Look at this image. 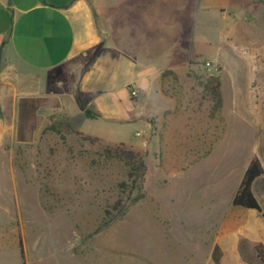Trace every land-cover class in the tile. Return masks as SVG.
Here are the masks:
<instances>
[{
    "label": "rangeland",
    "instance_id": "374dc122",
    "mask_svg": "<svg viewBox=\"0 0 264 264\" xmlns=\"http://www.w3.org/2000/svg\"><path fill=\"white\" fill-rule=\"evenodd\" d=\"M111 2L100 1L106 32L112 28L123 35L129 29L130 35L146 38L145 49L152 54L173 48L170 66L179 75L164 71L160 78L169 100L157 101L152 94L154 107L163 113L154 114L148 132L138 121H91L95 132L116 142L87 139L77 129L80 117L60 113L54 100L39 108L25 143L15 139L14 118L0 144V264H96L98 252L146 262L157 260L159 250L180 264H207L209 247L223 229L246 235L238 242L241 256L246 264H257L249 238L260 229L259 214L231 204L256 156L263 175L252 191L264 209V75L256 71L253 47L235 37L227 41L226 24L199 10L192 14L172 3L162 8L155 0L129 5L118 0L117 7ZM160 22L177 29L164 31ZM106 32L88 61L109 70L101 88L129 79L122 67L127 52H113L108 60ZM187 32L190 45L172 47V37ZM51 125L63 138L47 129ZM116 148L138 153L145 171L141 198L106 224L115 217L116 202L129 203L117 188L126 169L115 159Z\"/></svg>",
    "mask_w": 264,
    "mask_h": 264
},
{
    "label": "crops",
    "instance_id": "0c3cea01",
    "mask_svg": "<svg viewBox=\"0 0 264 264\" xmlns=\"http://www.w3.org/2000/svg\"><path fill=\"white\" fill-rule=\"evenodd\" d=\"M100 1L0 0V144L4 140L6 126L16 119L17 101L22 97L54 100L60 113L80 117L77 125L80 133L105 142L116 141H110L104 133L95 132L91 121L98 119L115 124L138 121L147 132L151 131L150 121L154 114L160 116L163 113L158 107L159 102L158 108L154 107L152 94H156L157 101L169 100L160 78L162 80L164 71L179 75L170 66L173 48L161 54H152L145 49L148 46L146 38L130 35L129 29L123 35H116L112 28L106 32L108 29L104 24ZM116 1L111 2L115 7ZM138 1L147 4L150 0ZM134 2L122 0L121 3L129 5ZM152 3L162 8L172 3L184 10L189 9L192 14L199 10L220 18L226 24L222 36L227 41L235 37L243 46L253 47V55L259 62L256 71L260 72V76L264 75V0H155ZM170 21L167 18V24ZM99 23L105 30H100ZM159 27L164 31L177 29L161 22ZM103 32L107 33L110 43L108 60H111L113 52H127V61L122 67L129 79L123 84L101 88V80L109 77V70L106 73L97 62L88 65V61L91 53L100 47ZM191 37V32L175 35L171 45H190ZM138 45L143 46L142 49L138 50ZM129 48H132L130 54ZM132 90L137 91L135 96L130 95ZM80 102L93 107L100 117H83ZM137 142L130 143L136 146ZM245 211L259 214L254 210ZM259 217L260 229L249 238L257 264L254 246L261 244L264 248V220L260 214ZM215 237L214 244L209 247L207 264H214L211 259L214 246L220 250V264H246L238 244L240 239L246 237L244 233L223 229ZM105 253L98 252L101 257L97 256L96 261L100 262L96 264H180L176 256H168V252L161 250L157 251V260L152 261L147 257L146 262L129 259L122 254L105 256Z\"/></svg>",
    "mask_w": 264,
    "mask_h": 264
},
{
    "label": "trees",
    "instance_id": "16d2710c",
    "mask_svg": "<svg viewBox=\"0 0 264 264\" xmlns=\"http://www.w3.org/2000/svg\"><path fill=\"white\" fill-rule=\"evenodd\" d=\"M165 74V73H163ZM215 80L210 82L214 84ZM217 84L214 87V90L217 91ZM216 99L220 102L219 94L215 95ZM45 98H28L22 97L19 98L16 105V121H15V139L18 143H25L28 140V135L33 132L34 125L33 120L36 116L37 111L45 102ZM80 107L83 111L84 117L86 118H98L100 115L97 112L89 111L85 103L80 102ZM48 130L57 133L60 135L61 132L57 126L51 125L47 128ZM89 139V137H87ZM123 147V144L120 145ZM115 159L122 163L126 169V178L122 182L118 183V191L120 194L125 195L127 200H129L128 204H121V200L116 202L114 205V211L116 212L115 217L106 222V224L110 223L111 221L115 220L116 218H120L124 216L127 212L131 204L141 198L140 194V182L144 175L145 171V164L141 156L138 153L134 152L132 149H119L116 148L114 150ZM263 174V167L256 156H253L242 175L240 183L237 187L235 194L231 200V204L234 207H240L243 209L254 210L258 212L261 218L264 220V209H262L257 202L253 191L252 185L256 179H258ZM136 192L134 196L133 193ZM99 230V229H98ZM19 242L20 248V255L23 258V252L21 247V242ZM254 251L256 257L258 259L259 264H264V248L261 244H256L254 246ZM211 259L214 264H220V250L217 246H214Z\"/></svg>",
    "mask_w": 264,
    "mask_h": 264
},
{
    "label": "built area",
    "instance_id": "2783aa9c",
    "mask_svg": "<svg viewBox=\"0 0 264 264\" xmlns=\"http://www.w3.org/2000/svg\"><path fill=\"white\" fill-rule=\"evenodd\" d=\"M206 66H207V67H210L211 65H210V63L207 62V63H206ZM136 93H137V91L132 90L131 93H130V95H131V96H135Z\"/></svg>",
    "mask_w": 264,
    "mask_h": 264
},
{
    "label": "water",
    "instance_id": "95a60500",
    "mask_svg": "<svg viewBox=\"0 0 264 264\" xmlns=\"http://www.w3.org/2000/svg\"><path fill=\"white\" fill-rule=\"evenodd\" d=\"M73 1H75V0H72V2H73ZM63 8H66V7H63ZM1 49H2V47L0 46V56H1Z\"/></svg>",
    "mask_w": 264,
    "mask_h": 264
}]
</instances>
